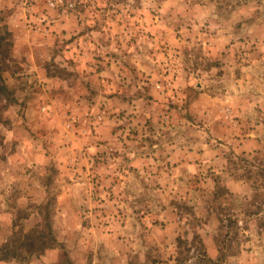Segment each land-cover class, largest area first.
I'll use <instances>...</instances> for the list:
<instances>
[{
    "label": "rangeland",
    "instance_id": "1",
    "mask_svg": "<svg viewBox=\"0 0 264 264\" xmlns=\"http://www.w3.org/2000/svg\"><path fill=\"white\" fill-rule=\"evenodd\" d=\"M0 25V261L264 264V0H0Z\"/></svg>",
    "mask_w": 264,
    "mask_h": 264
},
{
    "label": "trees",
    "instance_id": "2",
    "mask_svg": "<svg viewBox=\"0 0 264 264\" xmlns=\"http://www.w3.org/2000/svg\"><path fill=\"white\" fill-rule=\"evenodd\" d=\"M7 45H8V42L6 40L5 31H3V26L0 25V77H1V70L3 66L2 60L4 59V57L7 56V51H8ZM0 92H3L5 95L9 93V91L7 90L4 84H0ZM5 258L6 256H2L0 257V260L5 259ZM49 264H55V263H49Z\"/></svg>",
    "mask_w": 264,
    "mask_h": 264
},
{
    "label": "crops",
    "instance_id": "3",
    "mask_svg": "<svg viewBox=\"0 0 264 264\" xmlns=\"http://www.w3.org/2000/svg\"><path fill=\"white\" fill-rule=\"evenodd\" d=\"M53 253H54L53 250H50V251H48L45 254L33 257L31 259V261H29L26 264H48V263H53V262H55V260H50L49 259V257H51ZM0 264H13V262H11V261H0Z\"/></svg>",
    "mask_w": 264,
    "mask_h": 264
}]
</instances>
